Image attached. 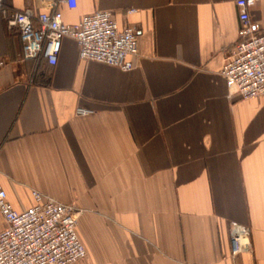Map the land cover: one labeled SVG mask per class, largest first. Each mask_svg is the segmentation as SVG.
Segmentation results:
<instances>
[{"label": "crops", "instance_id": "obj_1", "mask_svg": "<svg viewBox=\"0 0 264 264\" xmlns=\"http://www.w3.org/2000/svg\"><path fill=\"white\" fill-rule=\"evenodd\" d=\"M19 9L34 24L111 12L137 30L133 67L79 59L67 37L53 65L24 59L5 21ZM246 9L264 28V0ZM238 14L235 0H2L1 186L17 212L32 190L81 210L75 264H264V92L228 96L220 74ZM229 221L249 252L230 254Z\"/></svg>", "mask_w": 264, "mask_h": 264}, {"label": "built area", "instance_id": "obj_2", "mask_svg": "<svg viewBox=\"0 0 264 264\" xmlns=\"http://www.w3.org/2000/svg\"><path fill=\"white\" fill-rule=\"evenodd\" d=\"M68 8L74 0H57ZM255 0H235L239 8L237 40L223 57L220 74L227 93L240 99L256 98L264 92V28L250 20L247 6ZM2 0H0V7ZM133 13L134 9H126ZM32 22L29 10L19 9L6 15V24L21 40L24 59L44 58L53 65L60 39H74L77 56L82 60L102 62L127 71L133 67L129 56L136 57L137 30L119 27L111 12L98 9L85 13L76 22L66 24L61 12L44 11ZM91 109L75 107L74 113L85 116ZM33 205L17 212L6 199L0 182V214L4 227L0 229V264H75L84 255L83 244L76 234L80 209L31 191ZM230 254L232 257L250 251L248 227L229 221Z\"/></svg>", "mask_w": 264, "mask_h": 264}]
</instances>
